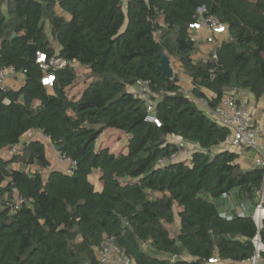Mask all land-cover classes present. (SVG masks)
<instances>
[{
  "label": "trees",
  "instance_id": "trees-1",
  "mask_svg": "<svg viewBox=\"0 0 264 264\" xmlns=\"http://www.w3.org/2000/svg\"><path fill=\"white\" fill-rule=\"evenodd\" d=\"M208 15L228 26V38L216 58L212 51L194 59L200 48L189 25ZM30 44L49 55L58 48L90 71L80 97L70 94L74 66L56 72L51 91L42 85ZM161 50L192 78L197 96L214 94L212 106L235 89L264 97V0H0V69L25 77L19 90L0 93V151L37 130L77 162L74 175L52 168L48 144L38 140L0 158V264H97L95 247L106 237L136 264H243L257 234L264 244V220L259 230L252 217L264 169H243L239 154L216 151L229 129L182 93L178 74L164 75ZM141 79L160 94V126L132 90ZM109 129L128 137L124 151L99 145ZM172 135L198 149L158 167L178 152ZM13 187L32 199L15 213L7 208Z\"/></svg>",
  "mask_w": 264,
  "mask_h": 264
},
{
  "label": "built area",
  "instance_id": "built-area-1",
  "mask_svg": "<svg viewBox=\"0 0 264 264\" xmlns=\"http://www.w3.org/2000/svg\"><path fill=\"white\" fill-rule=\"evenodd\" d=\"M145 1L148 2V0ZM189 37L194 43H205L210 45L212 48L211 50L214 52V57L216 58L217 48L228 38V26L214 15L200 17L189 25ZM35 62L39 64L40 68L43 70V76L41 78L42 85L49 89H52L55 83L56 72L58 70L67 66H74L75 64V62H68L63 59L59 54L58 48L54 55L37 51ZM17 74L21 73H19L14 66L0 69V93L12 89L8 83V79L10 76ZM132 90L145 103L149 119L160 126L161 123L156 115V100L160 94L152 89L151 80H138ZM181 91L193 100L206 114H208L212 120L220 126L229 129V136L221 144L223 150L235 151L241 147L253 148L255 150L259 149L261 131L257 126H254L251 123V111L244 103L238 101L235 90L227 92L217 106H212L210 99L207 96H197L193 92V87L189 89L182 88ZM37 105H39V102L35 101L33 108H36ZM33 140L42 141L48 144V146H51L56 152L57 162L62 165L61 171L68 175L75 174L77 169L76 160L61 150L57 151L56 146H54L51 141V137L43 134L41 131H30L24 136L19 144L14 145L9 149L10 155L22 154L25 144ZM167 140L168 142L176 144L178 152L170 157L158 159V167H164L174 162H178L180 154L184 151L194 152L198 149V146L189 144L181 136L172 135L169 136ZM255 165L256 167L264 169V154H260L256 158ZM39 172L42 173V171ZM11 193L7 208L12 213L17 212L24 205L32 201L31 198H27L21 194L17 187H13ZM252 217L260 230L264 220V184L262 191L259 194L258 204L252 212ZM253 243L256 252L251 259L243 264H264V244L262 243L260 234H257L254 237ZM95 254L97 264H136L133 258L122 252L116 240L112 237H106L100 246L95 247ZM219 261L218 258L210 260L211 263H218Z\"/></svg>",
  "mask_w": 264,
  "mask_h": 264
},
{
  "label": "crops",
  "instance_id": "crops-1",
  "mask_svg": "<svg viewBox=\"0 0 264 264\" xmlns=\"http://www.w3.org/2000/svg\"><path fill=\"white\" fill-rule=\"evenodd\" d=\"M69 17L68 15H66ZM199 52L194 56V59H206L212 52V48L210 45H207L205 43H199ZM186 79H183L185 81V84L181 83L182 79L180 78V84L183 89H189L193 87L192 85V78L188 75L185 76ZM25 77L22 74L12 75L8 79L9 85L12 87L13 90H19L23 84H24ZM184 85H187L184 88ZM206 96L209 99H212L214 97V94L211 91H208L206 89H203ZM236 95L239 102L244 103L247 108L251 111L252 117H251V123L254 126H257L261 131V136L259 139V149L250 151V148L247 147H241L236 149L233 152H236L239 154V160L238 163L241 165L243 169H253L256 168L255 160L260 154H264V97L256 98L253 93H251L248 90H241V89H235ZM223 150L221 146H219L216 151ZM193 152L190 151H184L179 156L180 160H190L191 155ZM10 152L9 148H5L0 151V158H9ZM56 161V159H55ZM14 168H21V165L18 163H15ZM57 167L55 169L61 170L62 165L57 162ZM238 212L244 211V208H238ZM246 213H249V211H246ZM246 264V263H245Z\"/></svg>",
  "mask_w": 264,
  "mask_h": 264
},
{
  "label": "rangeland",
  "instance_id": "rangeland-1",
  "mask_svg": "<svg viewBox=\"0 0 264 264\" xmlns=\"http://www.w3.org/2000/svg\"><path fill=\"white\" fill-rule=\"evenodd\" d=\"M172 61V66L174 68V73L178 74L179 77L182 79L181 83L185 84V81L183 79H186V73L182 69L181 64L174 58L170 57ZM207 59V57H206ZM74 67L76 69L78 80L76 82V85L70 90V94L72 97H80L82 91L84 88L91 82L93 78H91V73L87 68H84L83 66H80L75 62ZM187 85H184V88ZM51 91V89H49ZM128 137L124 135L121 131L116 129H109L105 131L100 139H99V145H103L104 147H109L113 152L120 153L121 151H124L125 145L127 143ZM49 150V158L52 160V168H56L57 166V158H56V152L54 149L51 148V146H48ZM255 149L250 148V151H254ZM56 159V161H55ZM46 174V172H44ZM91 181L95 184V187L97 190L101 189V183L98 178V174H93L90 177ZM0 209L2 207L0 206ZM178 221V218H177ZM178 227V222L175 226H173V230ZM145 249L152 254L154 253L152 250H150L147 246H145ZM156 254V253H154ZM158 256H162L161 254H156ZM164 257H169L167 255H163Z\"/></svg>",
  "mask_w": 264,
  "mask_h": 264
},
{
  "label": "water",
  "instance_id": "water-1",
  "mask_svg": "<svg viewBox=\"0 0 264 264\" xmlns=\"http://www.w3.org/2000/svg\"><path fill=\"white\" fill-rule=\"evenodd\" d=\"M28 52H29V59L31 61H35L36 59V53H37V46L35 44H30L28 46ZM161 64L159 66V69L164 73V75L167 78H173L174 77V68L172 66V61L169 55L161 50ZM20 102H24V96L21 97ZM62 148L60 146H56V150L60 151Z\"/></svg>",
  "mask_w": 264,
  "mask_h": 264
}]
</instances>
